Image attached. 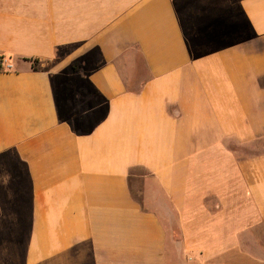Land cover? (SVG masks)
Segmentation results:
<instances>
[{"label": "crops", "instance_id": "crops-1", "mask_svg": "<svg viewBox=\"0 0 264 264\" xmlns=\"http://www.w3.org/2000/svg\"><path fill=\"white\" fill-rule=\"evenodd\" d=\"M0 55L27 264H264V0H0Z\"/></svg>", "mask_w": 264, "mask_h": 264}, {"label": "rangeland", "instance_id": "rangeland-1", "mask_svg": "<svg viewBox=\"0 0 264 264\" xmlns=\"http://www.w3.org/2000/svg\"><path fill=\"white\" fill-rule=\"evenodd\" d=\"M139 58L140 57L138 56L137 59L139 60ZM82 67L83 64L79 61H75L72 63V66L69 67L70 69L69 71L73 73L71 80H76L80 77L78 75H82L79 72L82 70ZM145 171L146 170L142 167H137L133 169V173L136 174H133L134 176H133L132 185L135 195L138 197H140V191H141V174ZM23 238H24L23 233L21 234L13 231L0 232V264H27L25 261V247L23 246L24 244ZM14 244H19L21 246L14 247L13 246Z\"/></svg>", "mask_w": 264, "mask_h": 264}, {"label": "built area", "instance_id": "built-area-1", "mask_svg": "<svg viewBox=\"0 0 264 264\" xmlns=\"http://www.w3.org/2000/svg\"><path fill=\"white\" fill-rule=\"evenodd\" d=\"M12 62L7 61V57L4 55H0V67L1 69H9L12 68Z\"/></svg>", "mask_w": 264, "mask_h": 264}, {"label": "trees", "instance_id": "trees-1", "mask_svg": "<svg viewBox=\"0 0 264 264\" xmlns=\"http://www.w3.org/2000/svg\"><path fill=\"white\" fill-rule=\"evenodd\" d=\"M2 69H1V67H0V71H1Z\"/></svg>", "mask_w": 264, "mask_h": 264}]
</instances>
